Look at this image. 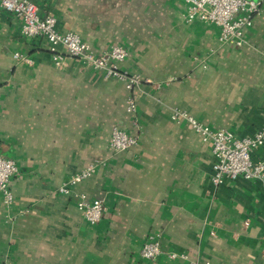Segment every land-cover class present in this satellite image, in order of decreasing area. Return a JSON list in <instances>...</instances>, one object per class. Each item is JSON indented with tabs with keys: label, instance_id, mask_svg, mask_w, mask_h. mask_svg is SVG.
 I'll list each match as a JSON object with an SVG mask.
<instances>
[{
	"label": "crops",
	"instance_id": "0c3cea01",
	"mask_svg": "<svg viewBox=\"0 0 264 264\" xmlns=\"http://www.w3.org/2000/svg\"><path fill=\"white\" fill-rule=\"evenodd\" d=\"M36 1L97 53L123 45L122 67L149 81L131 91L70 56L56 64L48 41L25 37L0 7V155L19 168L10 208L0 193V264H264V184L215 186L211 144L172 119L182 109L237 137L263 126L264 6L234 47L214 24L186 22L184 0ZM114 126L138 142L114 150ZM253 157L264 159V145ZM90 164L91 176L59 191ZM80 194L106 205L97 224L78 209ZM151 235L162 248L154 260L140 255Z\"/></svg>",
	"mask_w": 264,
	"mask_h": 264
},
{
	"label": "built area",
	"instance_id": "2783aa9c",
	"mask_svg": "<svg viewBox=\"0 0 264 264\" xmlns=\"http://www.w3.org/2000/svg\"><path fill=\"white\" fill-rule=\"evenodd\" d=\"M184 1L186 3V11L183 14V18L186 22L197 20L214 24L220 29V44L234 47H242L246 44V31L253 25L254 18L262 13L264 6V0ZM0 7L21 20V33L25 37H42L48 41V48L56 64H64L66 55L70 56L101 74L105 79L115 78L122 81L126 88L131 91L149 81L140 74L132 73L122 67L123 62L129 55L127 48L123 45L115 44L109 49L97 53L89 43L82 39L80 34L72 31H59L57 19L52 14L41 16L36 0H0ZM62 49H64V53L61 52ZM14 57L21 62H32L28 56L21 52H15ZM136 105L135 97L129 95L127 98V110L135 112ZM172 119L177 122L187 121L205 142L211 144L215 159L211 181L215 186H220L227 180H235L239 177L248 180H259L264 184V159H255L253 157V152L264 145V124L253 136L237 137L229 129L211 128L182 109H174ZM135 124L138 127L136 122ZM137 142L138 137L136 135L130 134L118 126L113 127L110 144L114 150H127ZM18 171L19 168L14 159L0 155V193L8 208L15 201L11 181ZM94 171V164H90L60 186L59 191L69 193L71 186L88 178ZM77 205L86 221L91 225L100 222L106 211V205L103 200H90L86 194L79 195ZM161 253L162 248L158 235L149 236L140 249L141 257L148 260L156 259ZM178 256L176 253L170 254L171 258ZM181 256L186 257L184 255ZM191 264L216 263L207 260Z\"/></svg>",
	"mask_w": 264,
	"mask_h": 264
},
{
	"label": "rangeland",
	"instance_id": "374dc122",
	"mask_svg": "<svg viewBox=\"0 0 264 264\" xmlns=\"http://www.w3.org/2000/svg\"><path fill=\"white\" fill-rule=\"evenodd\" d=\"M146 79V78H145Z\"/></svg>",
	"mask_w": 264,
	"mask_h": 264
}]
</instances>
